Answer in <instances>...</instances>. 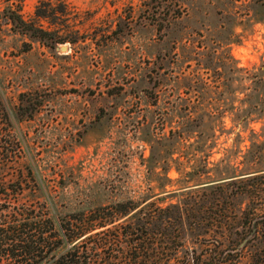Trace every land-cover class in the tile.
I'll list each match as a JSON object with an SVG mask.
<instances>
[{
	"label": "rangeland",
	"instance_id": "rangeland-1",
	"mask_svg": "<svg viewBox=\"0 0 264 264\" xmlns=\"http://www.w3.org/2000/svg\"><path fill=\"white\" fill-rule=\"evenodd\" d=\"M37 2L0 0V264H264V176L222 184L264 170V0H64L58 45Z\"/></svg>",
	"mask_w": 264,
	"mask_h": 264
},
{
	"label": "trees",
	"instance_id": "trees-1",
	"mask_svg": "<svg viewBox=\"0 0 264 264\" xmlns=\"http://www.w3.org/2000/svg\"><path fill=\"white\" fill-rule=\"evenodd\" d=\"M69 16V11L67 8V5L65 4L64 0H38L37 5L34 8L33 12V18L30 23H26L22 21L20 18L10 15L8 17V21L13 25L14 27L17 26H22V30L20 32H26L27 34H30L31 37H38V38H43V37H52L53 39L51 40V45H58V44H64L66 42H72L68 41L66 38H61V37H67L68 35H61V27H64L65 25V20ZM43 24H46V28L43 26ZM159 29V27H158ZM75 33V32H74ZM264 107V106H263ZM258 164L256 163H246L245 168L240 172L241 175L239 178L241 179H235V177H230L227 178L228 182L222 183L226 184L227 187H229V190L232 192H237L239 184H243L244 182H250L256 179L261 178L264 176V170H259L256 168ZM253 166V168L251 167ZM255 166V168H254ZM261 174V175H259ZM224 180H218L216 182H213L211 184L217 183V182H222ZM222 184H215L211 185L210 188H213L215 186H220ZM221 187H215L212 190L220 189ZM134 210V209H133ZM126 216V215H125ZM179 219V218H178ZM163 219L159 218L156 220V222H161ZM180 220V219H179ZM247 221V219H245ZM261 223H264V217H261L259 219ZM259 221H257L255 224H250L249 229L251 230L250 233L252 234V237H250L249 241L245 245L243 249L246 248L248 244H250L253 240L256 239L255 235V228L257 225L261 224ZM156 222L154 225L151 227V231H153L156 228ZM147 223L144 222V219H140L139 214L132 215L130 217V221L128 225L120 232L118 233V236L116 237L119 238V236H123L124 240L128 238V244L129 246H134V253L139 250L140 246L142 247V229L144 225ZM247 224V223H244ZM246 226V225H245ZM104 226L99 225L98 229L103 228ZM154 227V228H153ZM95 228L91 229H79L77 233L73 237H69L68 239L66 238L68 243H75L79 240L80 242H85L89 241L91 239L97 238L101 235L102 232L95 234V235H90ZM151 235L154 236L155 234L151 232ZM139 243V245H137ZM25 246L23 247H18V249L11 250V256L15 260L14 264H28L26 262L25 256L29 255V251H26V249L30 248L32 246V243H23ZM29 244V245H28ZM106 242L101 241L99 242H94V245H96L99 249L105 248ZM137 247V249H136ZM17 255H15L14 252ZM26 251V252H25ZM75 251V249L73 250ZM24 255V257H23ZM68 257H71V259L68 260ZM73 257V259H72ZM74 254H66L64 256L59 257L54 263L52 264H78V262L74 261Z\"/></svg>",
	"mask_w": 264,
	"mask_h": 264
},
{
	"label": "water",
	"instance_id": "water-1",
	"mask_svg": "<svg viewBox=\"0 0 264 264\" xmlns=\"http://www.w3.org/2000/svg\"><path fill=\"white\" fill-rule=\"evenodd\" d=\"M60 52H66L67 51V47L66 46H61L58 49ZM250 239V237H247V239H245L240 245H239V250L242 249L245 244L247 243V241Z\"/></svg>",
	"mask_w": 264,
	"mask_h": 264
}]
</instances>
